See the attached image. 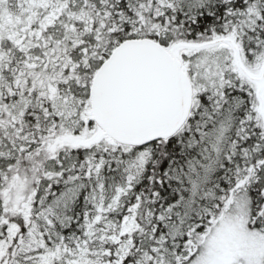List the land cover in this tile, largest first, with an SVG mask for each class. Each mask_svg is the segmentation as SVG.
I'll return each instance as SVG.
<instances>
[{
    "label": "snow or ice",
    "instance_id": "obj_1",
    "mask_svg": "<svg viewBox=\"0 0 264 264\" xmlns=\"http://www.w3.org/2000/svg\"><path fill=\"white\" fill-rule=\"evenodd\" d=\"M0 264H264V0H0Z\"/></svg>",
    "mask_w": 264,
    "mask_h": 264
}]
</instances>
